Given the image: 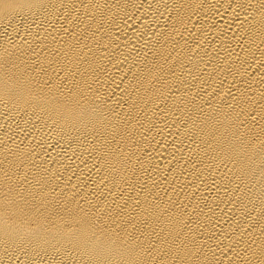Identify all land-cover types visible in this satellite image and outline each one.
<instances>
[{"label": "bare ground", "instance_id": "bare-ground-1", "mask_svg": "<svg viewBox=\"0 0 264 264\" xmlns=\"http://www.w3.org/2000/svg\"><path fill=\"white\" fill-rule=\"evenodd\" d=\"M0 264H264V0H0Z\"/></svg>", "mask_w": 264, "mask_h": 264}]
</instances>
